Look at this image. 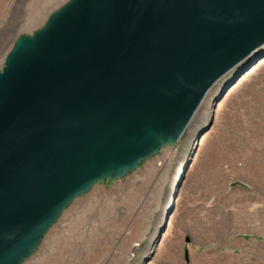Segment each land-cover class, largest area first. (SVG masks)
<instances>
[{"label":"water","instance_id":"95a60500","mask_svg":"<svg viewBox=\"0 0 264 264\" xmlns=\"http://www.w3.org/2000/svg\"><path fill=\"white\" fill-rule=\"evenodd\" d=\"M263 51L264 0H68L20 34L0 70V264L29 259L94 184L176 145Z\"/></svg>","mask_w":264,"mask_h":264},{"label":"rangeland","instance_id":"374dc122","mask_svg":"<svg viewBox=\"0 0 264 264\" xmlns=\"http://www.w3.org/2000/svg\"><path fill=\"white\" fill-rule=\"evenodd\" d=\"M67 1L0 0V70L17 37ZM261 56L176 145L75 198L23 264H264Z\"/></svg>","mask_w":264,"mask_h":264},{"label":"bare ground","instance_id":"6f19581e","mask_svg":"<svg viewBox=\"0 0 264 264\" xmlns=\"http://www.w3.org/2000/svg\"><path fill=\"white\" fill-rule=\"evenodd\" d=\"M202 107H203V105H202ZM204 108L207 109V108H208V105H205ZM172 192H173V191H172ZM167 208H168V207H167Z\"/></svg>","mask_w":264,"mask_h":264}]
</instances>
